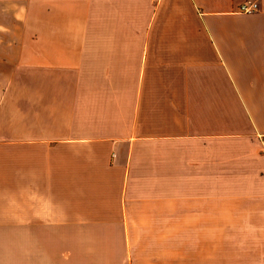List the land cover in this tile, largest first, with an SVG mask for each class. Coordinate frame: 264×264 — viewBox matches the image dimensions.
<instances>
[{
  "label": "crops",
  "instance_id": "1",
  "mask_svg": "<svg viewBox=\"0 0 264 264\" xmlns=\"http://www.w3.org/2000/svg\"><path fill=\"white\" fill-rule=\"evenodd\" d=\"M0 0V264H264V0Z\"/></svg>",
  "mask_w": 264,
  "mask_h": 264
},
{
  "label": "built area",
  "instance_id": "2",
  "mask_svg": "<svg viewBox=\"0 0 264 264\" xmlns=\"http://www.w3.org/2000/svg\"><path fill=\"white\" fill-rule=\"evenodd\" d=\"M259 10V2L257 0H243L238 6L237 11L243 13H253ZM264 151V136L260 137Z\"/></svg>",
  "mask_w": 264,
  "mask_h": 264
},
{
  "label": "rangeland",
  "instance_id": "3",
  "mask_svg": "<svg viewBox=\"0 0 264 264\" xmlns=\"http://www.w3.org/2000/svg\"><path fill=\"white\" fill-rule=\"evenodd\" d=\"M262 151H263V145H262ZM264 152V151H263Z\"/></svg>",
  "mask_w": 264,
  "mask_h": 264
}]
</instances>
